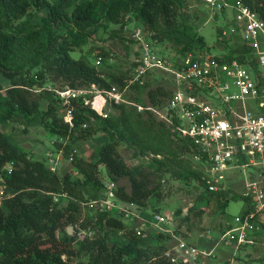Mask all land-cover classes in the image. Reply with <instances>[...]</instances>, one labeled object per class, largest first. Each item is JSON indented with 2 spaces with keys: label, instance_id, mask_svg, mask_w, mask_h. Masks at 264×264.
<instances>
[{
  "label": "trees",
  "instance_id": "1",
  "mask_svg": "<svg viewBox=\"0 0 264 264\" xmlns=\"http://www.w3.org/2000/svg\"><path fill=\"white\" fill-rule=\"evenodd\" d=\"M241 1L264 21V0ZM102 6L106 8L105 13L99 15ZM183 6V0H0V77L9 81L0 95V176L5 184V194L9 195L0 202V264H178L164 255L162 245L151 246L154 239L158 241L167 232L152 231L140 236L121 217L111 215L114 211L97 210L82 218L79 200L97 199L104 191V182L99 177L100 165L105 169L107 182L115 185L124 176L129 180V190L123 186L112 189L115 202L143 209L150 199L162 200L157 180L167 172L165 162L157 157L143 156L142 166L129 167L118 153L119 144L127 145L135 154L142 153L138 135L125 110L127 106L135 110L136 107L112 103L108 106L107 117L102 118L79 99H72L73 126L70 127L63 120L66 105L47 86L56 80L70 88L95 84L99 89H109L111 86L122 88L126 84L127 75H105L98 68L100 61L89 63L84 58L75 59L70 55L75 44L85 42L104 24L103 21H109L110 14L116 15L120 7L131 10L146 32H154L153 38L172 40L180 55L207 51L203 48L201 35L178 23ZM31 8L46 9L39 25L24 18ZM217 57L228 61L235 58L240 62L248 58L252 70L256 69L243 44ZM140 86L132 84L127 91L138 90L142 88ZM171 90L161 83L147 90V102L142 103L139 99L135 102L162 108ZM143 113L166 128L150 111ZM10 123L23 124L24 132L29 126L42 124L55 140L85 139L98 133L110 140L100 146L94 159L79 156L72 159L71 170L81 178L71 173L59 176L43 161L29 157L11 134L2 130L3 125ZM176 140L184 143L190 154L194 152L189 140ZM69 145H64L63 154L69 151ZM61 146L59 141L57 147ZM9 162L13 164L8 172L6 165ZM193 176L203 188L206 201H213L220 210L227 206L226 193L207 192L200 172ZM77 188H82L86 196L79 199ZM243 199L247 210L249 199ZM69 225L74 233L78 230L77 225L88 230L96 226L97 235L77 240L76 234L67 233ZM148 226L144 224L141 230ZM119 231L125 238L109 243L110 236ZM83 255L85 261L80 259Z\"/></svg>",
  "mask_w": 264,
  "mask_h": 264
},
{
  "label": "built area",
  "instance_id": "2",
  "mask_svg": "<svg viewBox=\"0 0 264 264\" xmlns=\"http://www.w3.org/2000/svg\"><path fill=\"white\" fill-rule=\"evenodd\" d=\"M202 1L215 9L216 13L228 9L233 12V19L228 21L230 32L236 33L239 44L248 48L256 65L254 71L248 58L245 62L235 58L228 61L218 58L216 54H208V51H189L172 58L158 55L143 44L140 57L122 88L111 86L109 89H99L95 84H90L78 88L49 89L66 105L63 120L70 127L73 126L72 99H79L102 118L107 117L108 106L112 103L135 106L138 112L150 111L164 123L174 138L190 141L193 157L200 162L201 179L207 192L226 193V172L241 170L244 175L243 195L249 199V206L233 217L232 223L216 238L213 247L224 244L233 247L236 252L240 246L252 243L249 235L256 227L255 220L264 216V21L241 0ZM135 34L141 40L140 28ZM99 61L98 58L95 63ZM153 71L165 72L173 78L174 87L162 108L134 103L126 97L130 85H143L144 77ZM246 99L256 100L255 109L246 106ZM62 153L63 150L59 149L49 159L51 171L57 168ZM72 158L73 154L69 160ZM12 164L9 162L6 165L8 172ZM106 183L108 185L102 196L88 204L108 212L120 210L125 217L129 214L140 217L130 210L131 207L138 210L135 205L115 202L112 198L114 183ZM6 196L9 195L5 194V184L0 176V200ZM140 219L143 224L149 225L147 232L142 231V227L135 228L140 236L144 237L152 231L171 232L165 227V224L171 223L166 214L154 213L150 219ZM76 227L77 240L92 236L88 229L79 225ZM176 239L177 246L164 251V255L174 263L185 264L186 259H190L192 264H197L199 256H209L214 250L193 245L180 237ZM174 252L182 253L181 259Z\"/></svg>",
  "mask_w": 264,
  "mask_h": 264
},
{
  "label": "rangeland",
  "instance_id": "3",
  "mask_svg": "<svg viewBox=\"0 0 264 264\" xmlns=\"http://www.w3.org/2000/svg\"><path fill=\"white\" fill-rule=\"evenodd\" d=\"M183 4L178 23L203 37V48L208 51V54L228 53L230 49L239 45V36L236 33H231L229 29L228 21L233 19L231 10L216 13L215 9L202 0H183ZM105 10V6H102L99 9V15H103ZM45 14L46 9L38 11L31 8L28 10L27 17L24 18L39 25L40 17ZM110 15L109 21H103L104 24L88 36L85 42L73 46L70 50V55L73 58H84L89 63H93L99 58L98 68L105 75L124 74L129 77L132 67L140 57L143 44L161 56L173 58V56L177 57L181 54L178 46L172 40L153 38L152 33L154 32H146L134 18L131 10L120 7L116 15ZM138 28L141 29V40L135 34ZM161 83L170 90L174 87L171 75L162 71L150 73L144 77V84L140 86L142 88L127 91L128 99L134 103L138 102L137 99L142 103L147 102V90ZM64 84L61 80H56L50 82L47 87L64 88ZM7 85H9V81L0 77V95H3ZM245 104L248 108L255 109L256 100L246 99ZM125 110L128 113L131 127L138 135L142 153L135 154L127 145L119 144L117 149L120 157L129 167L142 166L144 164L143 156L157 157L165 162L167 168V172L157 180L163 194L162 200L157 202L150 199L147 207L143 209L130 208L135 215L145 219H150L154 213L166 214L170 217L171 223L165 224V227L171 232H167V235L162 236L158 241L154 239L151 246L162 245L165 250H170L178 244L176 237H180L201 248L214 249L209 256H199L197 264H230L232 261L233 264H264V216L255 220L256 227L249 235L252 239L251 244L240 246L236 252L233 247L224 244L213 248L216 238L232 223L233 217L246 209L247 204L243 199L245 197L243 195L245 192L243 172L241 170L226 172L228 177L226 195L229 202L222 210L216 208L213 201H206L205 196L202 195L203 188L193 179V173L200 172L201 165L198 160L194 159L193 153H189L185 144L174 139L167 128L154 118H148L146 113L138 112L137 109L130 106H127ZM22 127L23 124L10 123L3 125L2 130L11 134L18 145L28 152L29 157L43 161L48 168L49 159L53 158L59 149L64 151V145L70 143L69 151L66 154L62 153L57 168L52 171L57 172L59 176L71 173L74 177L81 178L80 174H74L71 170L73 160H69L70 155L73 154L72 159L78 156L94 159L100 146L110 140L106 135L105 138L103 133H98L85 139L72 140L71 137L57 139L58 142H62V146L57 147L56 138L42 124L29 126L25 132L22 131ZM247 172L249 173L250 169ZM99 177L104 182L103 188L105 189L108 185L107 177L105 169L101 165L99 166ZM114 186L130 189L129 180L125 176L120 178ZM76 195L80 199L86 196V192L80 188L76 191ZM79 201L83 208L82 218L89 217L99 210L88 204L91 199ZM64 203L65 201H63ZM118 204L122 203L118 202ZM111 215L121 217L124 223L134 231L136 227L144 226L140 217L131 214L125 217L123 213H120V210L111 213ZM148 228L145 229L146 232ZM89 231L92 233V237L97 235L96 226ZM71 234H75L73 227ZM123 238L125 235L119 231L116 235L110 236L109 243L115 239L122 240ZM174 254L181 259L182 253L174 252ZM80 259L85 261L86 256L83 255ZM186 260L185 264H192L190 259Z\"/></svg>",
  "mask_w": 264,
  "mask_h": 264
},
{
  "label": "water",
  "instance_id": "4",
  "mask_svg": "<svg viewBox=\"0 0 264 264\" xmlns=\"http://www.w3.org/2000/svg\"><path fill=\"white\" fill-rule=\"evenodd\" d=\"M71 230H72V226H67V233H71Z\"/></svg>",
  "mask_w": 264,
  "mask_h": 264
},
{
  "label": "crops",
  "instance_id": "5",
  "mask_svg": "<svg viewBox=\"0 0 264 264\" xmlns=\"http://www.w3.org/2000/svg\"><path fill=\"white\" fill-rule=\"evenodd\" d=\"M105 136V135H104ZM105 138H106V136H105Z\"/></svg>",
  "mask_w": 264,
  "mask_h": 264
}]
</instances>
